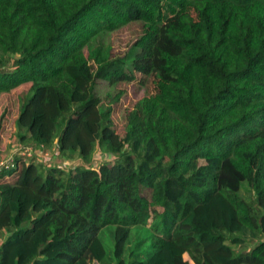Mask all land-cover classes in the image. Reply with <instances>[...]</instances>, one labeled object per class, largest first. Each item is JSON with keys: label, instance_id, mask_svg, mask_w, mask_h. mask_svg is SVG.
<instances>
[{"label": "trees", "instance_id": "16d2710c", "mask_svg": "<svg viewBox=\"0 0 264 264\" xmlns=\"http://www.w3.org/2000/svg\"><path fill=\"white\" fill-rule=\"evenodd\" d=\"M154 72L121 135L96 87ZM24 87L22 144L79 163L0 171V264H264V0H0V94Z\"/></svg>", "mask_w": 264, "mask_h": 264}, {"label": "rangeland", "instance_id": "374dc122", "mask_svg": "<svg viewBox=\"0 0 264 264\" xmlns=\"http://www.w3.org/2000/svg\"><path fill=\"white\" fill-rule=\"evenodd\" d=\"M152 29L149 25H143L141 23L128 25L110 34L105 39V45L110 48L113 58H122L129 52L139 38ZM91 65L94 67L92 60ZM135 76L136 80L134 82H119L111 87L102 84L96 87L104 104H108L110 100L119 99L118 102L113 101L112 114L114 123L121 135L125 133L127 114L133 110L137 102L147 95H156L159 93V76H161L159 73L154 72L148 78L140 73H135ZM21 89L14 91L11 95L9 93H5L4 95L0 94V145L4 147V149H0V155L3 159L14 154L22 146H26L17 137L16 118L19 116L20 107L31 94L27 92L26 94L22 93L25 90L23 88ZM40 160H42V162L40 161L41 164H46L47 167L59 166L69 168L79 163L78 159L68 160L66 157H62L56 152V148L50 149L49 156L45 159L41 158ZM104 160L113 161L114 158L101 148L95 153L93 167L98 168V165ZM247 186V184H244V191L242 192L245 197H248ZM5 236V234L1 233L0 241ZM182 258V264H193L187 253L183 254Z\"/></svg>", "mask_w": 264, "mask_h": 264}, {"label": "built area", "instance_id": "2783aa9c", "mask_svg": "<svg viewBox=\"0 0 264 264\" xmlns=\"http://www.w3.org/2000/svg\"><path fill=\"white\" fill-rule=\"evenodd\" d=\"M52 149V148H51ZM53 149H55V147H53ZM49 150H45L44 148L35 150L33 147L31 146H22L21 148H19L18 151H16L14 154L10 155L8 158L3 159V157H1L0 155V171L3 170H10L12 168H15L19 161L22 159L25 160H30L33 158H36V160H38L39 162L42 159H45L49 156Z\"/></svg>", "mask_w": 264, "mask_h": 264}, {"label": "crops", "instance_id": "0c3cea01", "mask_svg": "<svg viewBox=\"0 0 264 264\" xmlns=\"http://www.w3.org/2000/svg\"><path fill=\"white\" fill-rule=\"evenodd\" d=\"M23 89L26 90V88H23ZM21 90H22V89H21ZM23 92H24V91H23ZM23 92H22V93H23ZM12 93H14V92H12ZM12 93H10V95H11ZM1 95H4V94H1ZM16 120H17V118H16ZM0 149H1V150L4 149L3 145H2V146L0 145ZM4 153H5V152H4ZM74 160H77V159H74ZM78 160H79V159H78Z\"/></svg>", "mask_w": 264, "mask_h": 264}]
</instances>
